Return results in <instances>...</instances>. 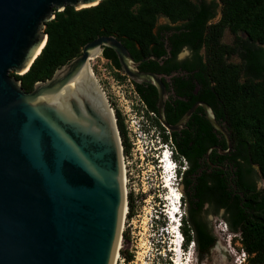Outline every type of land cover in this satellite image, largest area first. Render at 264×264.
<instances>
[{"label":"water","instance_id":"1","mask_svg":"<svg viewBox=\"0 0 264 264\" xmlns=\"http://www.w3.org/2000/svg\"><path fill=\"white\" fill-rule=\"evenodd\" d=\"M101 1L0 0V264H115L128 196L116 114L90 67L104 47L115 50L130 79L158 87L169 128H182L203 104L232 145L206 102L170 125L163 75L140 70L141 61L115 34L87 42L30 91L10 73L30 70L56 11Z\"/></svg>","mask_w":264,"mask_h":264},{"label":"trees","instance_id":"2","mask_svg":"<svg viewBox=\"0 0 264 264\" xmlns=\"http://www.w3.org/2000/svg\"><path fill=\"white\" fill-rule=\"evenodd\" d=\"M219 7L220 19L210 23ZM161 15L173 23L183 22L176 27L182 32L178 46L187 45L192 60L203 65V76L217 81L221 109L233 127L236 143L247 142V160L258 166L264 180V0H102L81 9L67 5L46 21L44 49L30 70L17 78L26 90H32L38 80L52 77L87 42L104 34L117 35L136 60L152 54L159 57L164 40L155 28ZM226 30L234 35L232 43L222 41ZM102 54L122 70L114 49L104 47ZM234 55L240 63L228 61ZM116 116L124 150L129 153L131 144L119 110ZM253 198L255 205L247 207L242 243L250 264H264V187ZM134 215L135 197L129 192L127 217ZM182 229L187 245L191 230L186 225ZM123 237L130 238L127 229ZM120 253L128 262L134 260L133 253L122 248Z\"/></svg>","mask_w":264,"mask_h":264},{"label":"flooded vegetation","instance_id":"3","mask_svg":"<svg viewBox=\"0 0 264 264\" xmlns=\"http://www.w3.org/2000/svg\"><path fill=\"white\" fill-rule=\"evenodd\" d=\"M182 23L166 22L161 25L170 27L161 28L159 25L156 28V33L164 40L163 52L159 57L152 54L138 60L141 61L139 68L163 75L167 89L164 117L170 125H176L196 103L206 102L228 132L231 147L227 135L208 118L203 104L196 106L182 128H169L161 119L159 90L153 83H136L130 79L140 101L135 108L138 118L135 123L128 124L124 113L120 114L130 144L129 126L132 127L131 134L139 140L138 146L146 148L148 155L144 160H154L162 153L161 146L169 143L174 148V157L182 156L188 162L179 187L183 191L186 226L191 230L198 254L203 257L223 239L227 240L229 232L234 233L244 249L242 232L247 226V207L255 205L253 194L263 187L258 188L262 179L258 166L247 160V142L236 143L233 127L221 109L223 103L217 81L203 76V65L192 60L193 52L187 45L191 55L182 61L177 59L185 47L178 46L182 32L176 27ZM133 176L134 163L130 178Z\"/></svg>","mask_w":264,"mask_h":264},{"label":"rangeland","instance_id":"4","mask_svg":"<svg viewBox=\"0 0 264 264\" xmlns=\"http://www.w3.org/2000/svg\"><path fill=\"white\" fill-rule=\"evenodd\" d=\"M220 17L221 8L219 7L217 17L210 23L217 22ZM166 22L171 21L164 15L159 16L157 27ZM233 40L234 35L226 30L222 41L232 43ZM228 61L238 64L240 58L234 55ZM90 67L105 90L115 114L116 110H119L128 119V124L135 123L138 118L135 116V108L137 102L140 101L134 92L129 76L118 69L103 54L92 59ZM10 73L16 77L20 75L15 70H11ZM133 163L135 176L130 178L128 187H136L139 189V193L134 196L135 215L126 220V229L129 231L130 238L127 240L123 237L119 251L122 248L133 253L134 260L128 262L119 253L116 264H176L179 258L185 260L184 264H245L241 263L243 259H240L242 247L232 232H229L226 236L227 240L223 239L221 244L212 249L209 255L203 257L199 255L196 247L190 246V241L187 245L185 243L180 250L178 242L182 241V228L186 225L183 198L180 209L183 217L180 219L176 215L174 218L172 216L173 192L166 183L165 173L162 171L163 167L159 165L158 158L155 157L154 160L150 159V161L144 160L142 164L140 160ZM261 182L264 181L261 179ZM174 186L177 189L179 183L176 182ZM178 190L182 191L181 189ZM129 223H131L130 226H128ZM175 248L177 250H174ZM225 249L228 251L226 252ZM246 264H250L249 255Z\"/></svg>","mask_w":264,"mask_h":264},{"label":"built area","instance_id":"5","mask_svg":"<svg viewBox=\"0 0 264 264\" xmlns=\"http://www.w3.org/2000/svg\"><path fill=\"white\" fill-rule=\"evenodd\" d=\"M129 129V132H130V138H131V150L129 153H126L125 150H124V145H123V142H122V138H120V144H121V153H122V160H123V168H124V174L126 176V183H125V190H126V194L128 196V193L129 192H133L134 193V196H136L138 193H139V189H137L136 187H128V182L130 180V175H131V171H132V163L134 161H144V158H147V150L146 148L144 147H139V140L138 138L134 137L132 134H131V129L132 127L129 126L128 127ZM169 148V150L171 151L172 154V160H173V164L176 166L177 170L176 172L174 173L175 174V177L177 178V183H181L182 181V178H183V175L185 173V171L187 170L188 168V162L186 161V159L182 156H179V157H174V148L169 144V146H166V148ZM166 148L164 150H166ZM163 155L165 153V151L162 152ZM162 153L158 154L156 157L158 158V161H159V165L161 166L162 165V171H164L165 175L167 174L168 172V166L164 163L163 160V155ZM178 189H180L179 186H177ZM144 190V189H143ZM181 196H183V192L181 191L180 193ZM182 198L180 199V204H182ZM127 212H128V209L126 211V214H125V218H124V222H123V231L126 230V220L128 219L127 217ZM131 223L128 224V226H130ZM122 231V233H123ZM122 239H123V236H122ZM181 239L185 241V238H184V235L183 233H181ZM195 245V240L194 239H191L190 240V246H194ZM240 259H243L241 261V263H245L246 264V260L248 261V254L246 253L245 249H242V252L240 254ZM248 263V262H247Z\"/></svg>","mask_w":264,"mask_h":264},{"label":"clouds","instance_id":"6","mask_svg":"<svg viewBox=\"0 0 264 264\" xmlns=\"http://www.w3.org/2000/svg\"><path fill=\"white\" fill-rule=\"evenodd\" d=\"M190 55H191V51H190V49H189L187 46H185V47L183 48V50L178 54L177 59L182 61V60H184L186 57H189ZM158 143H159V142H158ZM166 146H169V143H164V144L161 146L162 150L165 149ZM166 150H167V153L171 156V159H172V154H173V153H171V151L169 150L168 147L166 148ZM173 169H174V173H175L176 170H177V168H176L175 165H174ZM176 182H177V178L175 177V184H176ZM260 187H264V182H258V188H260ZM179 203H180V202H179ZM180 205H181V204H180ZM180 208H181V207H180ZM179 214H180L179 218L182 219V217H183V213L180 211Z\"/></svg>","mask_w":264,"mask_h":264},{"label":"bare ground","instance_id":"7","mask_svg":"<svg viewBox=\"0 0 264 264\" xmlns=\"http://www.w3.org/2000/svg\"><path fill=\"white\" fill-rule=\"evenodd\" d=\"M99 55H101V54H97V55H95V56H92L91 58H90V61L92 60V59H95L96 57H98ZM175 153V152H174ZM165 154V157H166V155H167V152H165L164 153ZM162 155H163V153H162ZM162 161H164V159L162 160ZM162 166V165H161ZM124 179H125V183H126V176H125V174H124ZM170 186H172V184L170 185ZM175 188V186L173 185V189ZM126 189V188H125ZM176 190V195H180V193H181V191H179L178 190V188L177 189H175ZM124 222V221H123ZM179 243L180 242H178V246H179ZM174 250H177V248H175ZM118 256H119V254H117L116 255V257H115V264H116V262H117V260H118ZM185 263V260L184 259H181L180 260V258L176 261V264H184Z\"/></svg>","mask_w":264,"mask_h":264}]
</instances>
